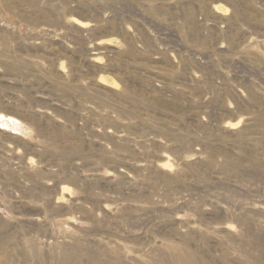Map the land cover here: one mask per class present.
<instances>
[{"label": "rangeland", "instance_id": "obj_1", "mask_svg": "<svg viewBox=\"0 0 264 264\" xmlns=\"http://www.w3.org/2000/svg\"><path fill=\"white\" fill-rule=\"evenodd\" d=\"M0 264H264V0H0Z\"/></svg>", "mask_w": 264, "mask_h": 264}, {"label": "bare ground", "instance_id": "obj_2", "mask_svg": "<svg viewBox=\"0 0 264 264\" xmlns=\"http://www.w3.org/2000/svg\"><path fill=\"white\" fill-rule=\"evenodd\" d=\"M215 6V9L218 11V12H220V13H226L227 11H228V8H227V6H225V4H222V3H219V4H217L216 3V5H214ZM214 9V8H213ZM216 11V12H217ZM229 13V12H228ZM76 21V23L77 24H80V25H86V23L84 24V23H82V22H80L79 20H75ZM108 40V39H107ZM106 40V41H107ZM99 43H101V42H99ZM107 77V76H106ZM105 76H101L100 78L101 79H106V81H107V78H106ZM109 78V77H108ZM105 81V80H104ZM239 124H241V120H239L237 123H235V124H232V125H239ZM64 190H67L66 188H63V191ZM63 196V193L61 194V196L60 197H62ZM63 198H64V196H63ZM60 199V198H59ZM62 200V199H61Z\"/></svg>", "mask_w": 264, "mask_h": 264}]
</instances>
